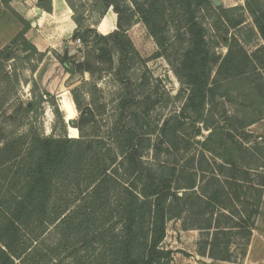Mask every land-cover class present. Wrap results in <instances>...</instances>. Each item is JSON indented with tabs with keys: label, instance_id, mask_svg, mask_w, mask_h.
<instances>
[{
	"label": "trees",
	"instance_id": "obj_1",
	"mask_svg": "<svg viewBox=\"0 0 264 264\" xmlns=\"http://www.w3.org/2000/svg\"><path fill=\"white\" fill-rule=\"evenodd\" d=\"M11 1L2 0L8 8ZM52 1L39 0L38 6L51 12ZM88 1L91 12L99 16L97 23L109 9L117 14V28L103 35L92 27L94 23H86L88 17L75 0H66L77 24L74 38H80L87 48H93L98 63L78 61L73 63L75 67L69 53L62 57L55 54V57L71 74L90 72L93 78L98 77L100 60L110 68L119 88L114 117L106 122L105 129L93 121L91 107L83 106L84 89L91 86L87 92L93 95L92 90L97 88L94 83L85 81L71 90L80 118L71 120L69 125L78 129L79 137L68 136L69 126L61 112L57 113V118L62 121L63 133L44 134L41 117L45 105L56 107L57 97L40 93L36 80L31 81L32 101L27 103L16 97L17 86L22 83L17 69L29 67L36 71L45 53L26 37L31 24L15 11L23 29L0 51L1 95L5 102L11 98L16 100L7 122L12 130L19 131L15 137L9 134L0 147L1 155H14L17 160L13 188L0 197V264H42L46 256L49 257L45 259L46 264H170L173 252L162 248L167 222L182 216L186 200L192 202L191 212L198 208L192 215L205 222V225L184 226L204 233L206 251H201L202 254L231 260V238L220 235L234 228L239 230L246 253L260 211L264 181L253 188L243 184L249 181L253 169L263 165L251 168L243 163L244 157L240 155L219 154L216 155L221 160L219 170L208 173L202 167L187 165L192 169L187 171V183L180 185V172L185 166L144 159L145 152L158 145L151 143V137L158 130L151 113L159 100L148 91L152 76L146 64L135 65L137 51L127 32L138 17L162 47L165 36L160 26L166 18L164 5L141 4L139 0ZM196 1L178 0L186 6L190 35V47L184 52L179 69L191 85L187 107L198 115L196 120L202 122L205 129L211 130L210 136L216 130L212 112L207 113V103L212 97L241 102L243 125L251 126L264 119V93L259 85L261 73L249 56L231 49L220 66L228 69L225 74L221 70V78L210 85L211 66L220 57L208 46V29L195 16ZM202 3L215 8L213 1L203 0ZM227 11L240 14L241 19L233 24L239 32L247 11L264 39V0H246L245 6L231 7ZM228 40V37L224 39ZM20 43L30 50L25 55L13 51ZM183 128L181 120L165 121L159 129L161 146L178 148ZM198 132L201 133V129ZM201 157L208 159V155ZM200 170L204 175L199 180ZM66 180H75L80 195L84 194L80 205H64L59 199ZM236 202L240 208L236 207ZM52 226L56 227L59 237L54 246L42 247L44 253L38 259L39 237ZM33 242H37L35 247ZM63 253V258L59 257ZM66 259L69 261L64 263Z\"/></svg>",
	"mask_w": 264,
	"mask_h": 264
},
{
	"label": "rangeland",
	"instance_id": "obj_2",
	"mask_svg": "<svg viewBox=\"0 0 264 264\" xmlns=\"http://www.w3.org/2000/svg\"><path fill=\"white\" fill-rule=\"evenodd\" d=\"M12 1L21 10H24L25 7L31 8L36 15L35 6H38L39 0ZM75 1L80 10L84 11L88 17L86 23L89 25L94 23L92 27L99 33L106 35L117 28V14L113 9H109L107 14L100 18L97 23L99 16L97 13L91 12L89 1ZM202 1L197 0L193 5V10L197 20L208 29V46L216 53V56L220 57L219 61L211 66L210 85L216 84V81L221 78V70L225 74L228 68L221 69L220 66L224 57L232 49L234 53H242V56L244 54L249 56L252 63L254 62L262 76L259 85L262 86L264 93V39L259 34L253 18L247 11H245V16L242 20L240 32L233 26L236 21L241 19L240 14H233L227 11L231 7L245 6L246 0H216L220 2H218V5L215 4V0H209L213 1L215 8H212L208 3H202ZM139 3L148 5L157 3L161 7L163 4L166 9V18L160 26L161 29H164L165 36L162 47L158 44L147 25L138 17L136 18V23L127 32L137 51L134 58L135 65L146 64L152 76L148 91H152L154 98L156 97L159 100L151 113L154 125L158 126L157 132L151 137V143L158 145L155 149L151 146L145 152L144 159L146 161L157 159L163 163L174 162L178 166H185L180 172L181 176L178 181L180 185L187 183V171L192 169V167H187V165L197 169L202 167L208 173L214 172V169L219 170L221 160L216 157L219 154L230 155L229 153L232 152L234 155L244 157L243 163L251 168L260 165L264 166V119L251 126L244 127L243 110L240 108L241 102H235L232 99L221 96L212 97L207 103V113L212 112L216 121V130L210 136L211 130L205 129L203 123L196 120L198 115L187 107L191 85L188 84L183 72L179 70L184 52L190 47L186 6L181 5L178 0H139ZM14 11L18 13L15 8L12 6L8 8L0 0V51L10 44L23 29L21 18ZM72 13L74 14L73 10ZM18 14L21 15L20 13ZM27 21L30 23L29 20ZM47 29H51V31L47 30V35L45 36L42 34L43 32L36 29H32L28 34L26 33V37L33 44L35 38L43 35L48 42L52 43V46L43 51L38 49L40 52L45 53V57L38 63L36 71H31L29 67H19L17 69L21 75L22 83L17 86L16 97H19L23 102L32 101V89L34 86L31 81L36 80L40 93H44L46 97L49 94L57 97L56 107L48 103L45 105V111L41 117L44 134L47 136H58L63 133L62 121L57 118V113L61 112L67 127L69 126L67 131L69 136L72 129H70V121L67 122L66 120L67 115L63 108V97L67 92L71 93L72 89L80 86L85 81L94 83L97 88L92 90L93 95L87 92L91 86H87L84 89L83 106L84 108L87 106L91 107L89 109L93 121L105 129L106 122H109L114 117L116 91L119 88V84L110 73V68L100 60L101 66L98 77L93 78L90 72L67 73L63 64L55 57V54L62 57L65 53H69L68 57L71 64L75 67L76 65L73 63L78 61L89 60V62L94 63L95 61L97 64L96 54L93 48H87L80 38H74L75 30L72 34L68 30L66 34L61 33L59 35L56 33L53 24L49 25ZM81 33L83 32L81 31ZM226 37L229 39L228 42L224 41ZM92 43H89V45ZM13 51L17 54L25 55L30 50L20 43L14 46ZM34 59L36 61V57ZM15 101V98H11L8 102H5L0 88V147H2L9 134L15 137L19 133L17 130H12L13 127L7 122V116L14 110ZM79 118L80 112L77 110L75 120ZM175 119L184 123V128L179 134L178 148H170L167 144L161 146L159 129L165 121L170 120L173 122ZM39 123L37 125H40ZM91 125L92 123L88 127H91ZM199 129H201V133L198 132ZM22 131H25L24 127ZM211 149H214V151H209ZM201 155H208V159L203 160ZM13 156L0 154V197L12 189L13 181H16L17 160ZM190 159L193 162L189 163ZM203 175L204 173L200 170L198 179L200 180ZM263 181L264 167H260L259 169H253L249 181L244 182L245 184L243 185L253 188L256 184ZM62 186L59 197V199H62L61 202L72 207L80 205L79 203L82 201L84 194L80 195L77 182L75 180H66ZM81 187L82 189L85 188L83 184ZM183 204H185L186 208L183 210L182 216L172 218L167 222V234L162 243V248L173 252V260L170 264H264V190L260 211L255 218V228L246 253L237 228L226 229V234L220 235L231 238L230 248L233 253L231 260H220L211 257L208 253H201V251H206L204 250L205 243L203 242L204 233L200 229H185L184 226L186 224L205 225V222L192 215V213H197L198 208H194V212H191L192 202L190 200H186ZM236 207L240 208L239 202H236ZM234 213H236V210ZM214 217L217 218V215ZM58 237L54 226L50 227L48 232L39 237L40 248L37 247L36 251L39 255L38 259L44 253L42 247L54 246ZM36 244L37 242H33L32 246L35 247ZM65 253L59 257L63 258ZM82 254H84V251H82ZM48 258V256L45 257V259ZM45 259L42 264H46ZM68 261L69 259H66L64 263ZM16 263H19V260H16Z\"/></svg>",
	"mask_w": 264,
	"mask_h": 264
},
{
	"label": "crops",
	"instance_id": "obj_3",
	"mask_svg": "<svg viewBox=\"0 0 264 264\" xmlns=\"http://www.w3.org/2000/svg\"><path fill=\"white\" fill-rule=\"evenodd\" d=\"M10 3L18 13L30 21L31 28L28 30V32L32 29H36L43 32L42 34L45 36L47 35V30L51 31V29H47V27L51 24L54 25L56 33L59 35H61V33L66 34L68 30L72 34L77 28V25L73 20L72 9L66 0H53L51 12H47L39 6H35V12H37L36 15L31 8L25 7L24 10H21L15 5V2L11 1ZM43 35H40L39 38L34 39V44L40 51L46 50L52 46V43L48 42V40L44 38Z\"/></svg>",
	"mask_w": 264,
	"mask_h": 264
},
{
	"label": "bare ground",
	"instance_id": "obj_4",
	"mask_svg": "<svg viewBox=\"0 0 264 264\" xmlns=\"http://www.w3.org/2000/svg\"><path fill=\"white\" fill-rule=\"evenodd\" d=\"M63 108L66 111L67 114V118L68 117H75L77 114V107L75 105V102L73 100V97L71 95V93L67 92L65 94V96L63 97ZM71 130V137H78V129L74 128V127H70Z\"/></svg>",
	"mask_w": 264,
	"mask_h": 264
},
{
	"label": "water",
	"instance_id": "obj_5",
	"mask_svg": "<svg viewBox=\"0 0 264 264\" xmlns=\"http://www.w3.org/2000/svg\"><path fill=\"white\" fill-rule=\"evenodd\" d=\"M218 2H219V1H216V0H215V4H216V5H218ZM219 3H220V2H219ZM66 115H67V114H66ZM66 117H67V116H66ZM73 119H75V117H73V118H72V117H68V118H66L67 122H69V121H71V120H73ZM70 127H71V126H70ZM69 137H70V138H75V137H71L70 134H69ZM78 137H79V136H78ZM78 137H76V138H78Z\"/></svg>",
	"mask_w": 264,
	"mask_h": 264
}]
</instances>
